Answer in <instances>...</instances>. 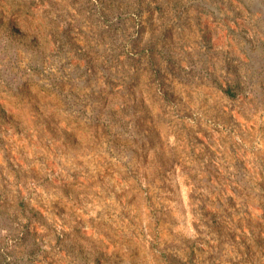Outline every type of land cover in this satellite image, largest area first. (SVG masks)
<instances>
[{
	"label": "rangeland",
	"instance_id": "obj_1",
	"mask_svg": "<svg viewBox=\"0 0 264 264\" xmlns=\"http://www.w3.org/2000/svg\"><path fill=\"white\" fill-rule=\"evenodd\" d=\"M0 264H264V0H0Z\"/></svg>",
	"mask_w": 264,
	"mask_h": 264
},
{
	"label": "trees",
	"instance_id": "obj_2",
	"mask_svg": "<svg viewBox=\"0 0 264 264\" xmlns=\"http://www.w3.org/2000/svg\"><path fill=\"white\" fill-rule=\"evenodd\" d=\"M219 87L227 94L234 96L236 94V91H232L231 86H223L221 83L218 84Z\"/></svg>",
	"mask_w": 264,
	"mask_h": 264
}]
</instances>
